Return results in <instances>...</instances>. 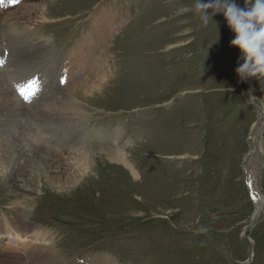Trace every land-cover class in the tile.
Here are the masks:
<instances>
[{
    "label": "rangeland",
    "instance_id": "obj_1",
    "mask_svg": "<svg viewBox=\"0 0 264 264\" xmlns=\"http://www.w3.org/2000/svg\"><path fill=\"white\" fill-rule=\"evenodd\" d=\"M44 2L3 8L0 0V73L11 91L0 125L18 133L22 118L46 143V158L57 161L53 169L63 162L77 175L60 185L68 176L46 175L45 166L25 172L26 184L41 187L20 220L11 206L25 197L7 195L15 180L0 176V216L18 219L25 236L0 239V257L21 264H264V212L253 216L245 184L251 160L264 198V80L246 84L236 75L243 61L223 14L205 27L186 10L194 0H58L55 21L18 17ZM100 8L118 14L102 55L96 43L71 51ZM27 37L48 40L52 51L35 58L24 41L13 42ZM84 48L110 70L94 93L103 95L87 105L66 87L54 92L61 83L55 69L89 61ZM91 66L72 86L94 72ZM28 80L41 87L26 102L17 88ZM60 119L66 123H48ZM85 132L103 141L87 143ZM115 151L130 170L106 159Z\"/></svg>",
    "mask_w": 264,
    "mask_h": 264
},
{
    "label": "bare ground",
    "instance_id": "obj_2",
    "mask_svg": "<svg viewBox=\"0 0 264 264\" xmlns=\"http://www.w3.org/2000/svg\"><path fill=\"white\" fill-rule=\"evenodd\" d=\"M57 2H58V0H47L46 3L44 2V3L37 6L38 11H34L33 7H27L26 6L25 8H26V10H28V14L24 15L22 13V11H19L18 17H20L22 19V21L32 22L35 24H37V23L45 24L48 22L55 21L56 19H53L50 17L53 14V13H51L52 12L51 10L53 8L55 10V8H56L55 6H57V4H56ZM117 15L118 14H114L112 12V10L111 11L108 9L105 10V8L98 9L91 18L90 28H89L88 34H86L85 36H83L80 39L79 44L75 45V43H74L71 51L72 50L77 51L79 45L89 46L93 43H96L97 45L95 46V49H97V50L100 49L99 55L101 56L102 52H103L102 50L104 49L105 44L107 43L111 34L117 29V26H116L117 25L116 24ZM12 17H14V16H12ZM120 22H122V20L117 21L118 24ZM14 29L17 30L18 28H14ZM30 39L31 38L27 37V38H23L22 40H18V39L13 40V42L21 44V42L24 41L26 44L25 45L21 44L20 46L25 47L26 45H28V47L31 51H35L36 55H32L33 57H35V56L39 57V56L44 55L45 53L49 54L52 51L50 48L51 46H50L48 40H43L39 43H36L34 41H31ZM102 44H104V45H102ZM24 47H23V49H24ZM6 51H7V49H6ZM81 51L85 52L87 54V55L86 54L85 55L89 61L83 63V62H81V58H79V59H75V61L73 63H70L68 66L61 69L60 73L58 72L59 70L55 69L56 76H58L59 83L61 82L60 87H58L54 90L51 87V85H49V83L47 82L48 80H43V82L47 83V85L50 87L48 89L50 91V94L53 90H54V92L58 93V90L60 88L66 87L64 89H68L69 95L74 96L72 98V100L75 99L78 102H80L81 104L87 105V104H89V102L97 100L98 96L103 95L102 94L103 92L101 94H95V95H94V93H99V91H101L100 88H102L104 82L107 81L106 79H107V77H109L108 75L110 73V70L104 69L105 59L101 62L98 61L99 62L98 64H95V61L91 62L92 52H95V50L89 49V48H84ZM35 58L32 60V62L36 61ZM94 60H95V58H94ZM88 64H92V66L89 67V69L94 68V72H91L89 75L87 74L84 77L83 81L72 86V83L75 82V80H77L79 77H81V75L83 74L84 68H87L86 66ZM77 65H80L81 68L76 67ZM94 75H95V78H92ZM49 82H51V81H49ZM104 85H106V84H104ZM22 88H24V87H22ZM26 88H29L30 92H33L34 94L38 91V90H36L37 85L33 86L31 84L29 87H26ZM10 93H11V91L9 90V88L6 85L4 75L2 73H0V114L2 111H6L9 108L8 102L10 101V97L6 96V95H9ZM47 95L49 96V94H47ZM22 99L25 100L24 98H22ZM99 99H101V97ZM74 103H76V101ZM65 104L67 106V103H65ZM16 121L20 122V125L18 126V133L13 132L11 130L8 131V127H2V125H0V176L7 173L6 175L12 176V179L15 180V182H13L11 185H14L16 189L9 191L10 194H7V195H9L10 197L13 194L15 196L16 195H24V197H25L24 201L15 200V202L13 203L14 205L11 206V208H15V210L18 212L17 216H19L18 219L20 220V219H23L24 216H27L29 214L30 208H32V206L27 202L30 201L33 198V196L38 193V187H41L40 182L38 184H32V183L26 184V182H25L26 178L24 175L25 172H30V171L32 172L31 168L33 166H39V167L45 166L46 173H47L46 175H50L52 173H53V175H57V172H58V178L60 177L61 174L68 176L67 178H69V179L60 185H64V183H66V182L71 183L72 180H71L70 176L72 175L73 177H75L77 174L73 173V172L72 173L69 172V169L67 168L66 164L63 162H59L60 165L58 167H56L55 169H53V166L57 161H52V160H49L46 158L45 154H47V155H51V154L44 147V145H46V143L43 142V139L40 138L39 136L36 137V135L33 133L31 128L28 126V124L22 121V118H20V117L16 118ZM54 122H56V125H57V122H59L58 125L60 126L64 123H66V120L60 119V120L52 121V122H48V123L49 124L53 123L51 126H54L55 125ZM85 134L90 137V138H87V137L84 138L87 141V143L99 142V143H97V145H98V144H101L100 140L103 141V139L97 135H95V137L100 138V140L95 141L94 137H92L91 132H85ZM102 135L104 138L107 139L106 133H103ZM116 138H117V136L114 137V141ZM79 140H80V138H79ZM26 152H28V155L26 154ZM30 153H32V157L29 156ZM116 154H118L117 151L112 152L111 153L112 157H106V159L109 162H112V163H115L118 165H122L120 163H123L130 170V167H128L125 164V160L122 159L121 157L117 156ZM54 156H56V155H54ZM60 156H62V155H60ZM56 180H59V179H56ZM248 186L252 192V196L254 197L253 203L255 205V208L258 209V211H260V212H264V198H262L258 195V190L256 189V186L254 184L253 179L249 180ZM12 217H14V216H12ZM12 217H7L4 214L0 216V239H6V238H9V236H11L15 240H20V239H21V241L25 240V236H21L20 235L21 231L19 230L18 227L15 226V225L18 226V219H14ZM35 238H36V236L34 237V239ZM0 244H2V243H0ZM5 249H6L5 246L1 245L0 246V254L1 253L4 254ZM48 256L51 259H53L52 257H54L52 254H49ZM46 262H48V261H46ZM50 262H51V260L49 261V263ZM0 264H21V262L17 263V261L14 260L13 257L8 258L7 260H3L0 257ZM103 264H112V263H110L109 261H107L105 259V260H103Z\"/></svg>",
    "mask_w": 264,
    "mask_h": 264
},
{
    "label": "clouds",
    "instance_id": "obj_3",
    "mask_svg": "<svg viewBox=\"0 0 264 264\" xmlns=\"http://www.w3.org/2000/svg\"><path fill=\"white\" fill-rule=\"evenodd\" d=\"M244 3L246 7L241 8L235 0H194L186 10L193 12L205 27L213 15L222 13L234 33L231 46L239 49L243 61L235 69L236 75L241 81L250 77L264 80V0Z\"/></svg>",
    "mask_w": 264,
    "mask_h": 264
},
{
    "label": "water",
    "instance_id": "obj_4",
    "mask_svg": "<svg viewBox=\"0 0 264 264\" xmlns=\"http://www.w3.org/2000/svg\"><path fill=\"white\" fill-rule=\"evenodd\" d=\"M232 39H234V37H231V40ZM236 49L239 50L238 48H236ZM244 82H246V81L244 80ZM246 84H248V83L246 82ZM254 106H255V104H254ZM254 150H255V147H253V151ZM251 166H252V161L250 160L247 163L246 168H245L246 185H247V189H248V192H249L250 195H252V192H251V190H250V188L248 186V182H249V180L253 179V176L251 174ZM258 213H259L258 209H255V213L253 214V216H256Z\"/></svg>",
    "mask_w": 264,
    "mask_h": 264
},
{
    "label": "snow or ice",
    "instance_id": "obj_5",
    "mask_svg": "<svg viewBox=\"0 0 264 264\" xmlns=\"http://www.w3.org/2000/svg\"><path fill=\"white\" fill-rule=\"evenodd\" d=\"M13 2H15V0H13ZM30 83L33 84V86H34V84H35L34 81H33V82H30ZM17 90L19 91L20 95H21L25 100L30 99L31 95L34 94L33 92H27V93H26L25 90H24L23 88H20V87H18Z\"/></svg>",
    "mask_w": 264,
    "mask_h": 264
}]
</instances>
